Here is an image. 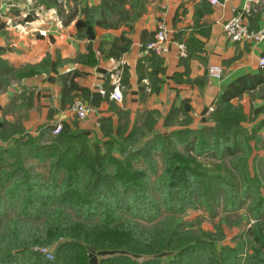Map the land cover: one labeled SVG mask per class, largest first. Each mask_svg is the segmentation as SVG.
<instances>
[{
	"label": "trees",
	"instance_id": "1",
	"mask_svg": "<svg viewBox=\"0 0 264 264\" xmlns=\"http://www.w3.org/2000/svg\"><path fill=\"white\" fill-rule=\"evenodd\" d=\"M143 1L103 0L81 13L89 24L114 28L139 16ZM40 3L65 12L59 0ZM75 17L67 15L69 21ZM130 44L122 36L109 56L118 61ZM11 77L19 78L0 58V92ZM263 81L243 76L229 84L211 115L214 126L154 133L155 120L148 115L143 129L153 135L142 148L130 149L140 131L135 127L121 143L123 158L113 153L115 139L92 143L66 125L45 145L21 131L0 129V264H93L87 246L118 251L99 264H165L155 258L165 254L172 255L167 264H264V157L253 156L261 145L264 149V139L247 130L248 115L234 103ZM178 116L173 110L169 121ZM106 122L101 123L108 136ZM140 158L144 166L138 167ZM204 159L218 164L206 165ZM32 161L48 164V173L37 171ZM243 209L254 223L233 239L235 246H219L221 226L217 234L194 231L181 220L189 210L214 218L216 210L232 217ZM55 244L54 260L37 250ZM132 255L147 259L138 263Z\"/></svg>",
	"mask_w": 264,
	"mask_h": 264
},
{
	"label": "crops",
	"instance_id": "2",
	"mask_svg": "<svg viewBox=\"0 0 264 264\" xmlns=\"http://www.w3.org/2000/svg\"><path fill=\"white\" fill-rule=\"evenodd\" d=\"M102 1L59 0L65 11L59 15L40 0H0V58L19 76L0 92V129L21 131L45 145L53 136L49 127L60 123L83 132L92 143L115 139L113 153L118 157L123 156L121 143L135 127L143 128L148 115L155 120L154 133L172 130L173 110L179 120L191 123L179 129L214 126L208 109L216 107L229 84L243 76L264 77L258 65L264 44L233 42L224 33L225 23L235 15L254 30L264 28V0H254L250 11L246 0H231L226 7H214L208 0H144L139 16L114 28L89 24L81 13ZM73 13L76 17L69 21L67 15ZM161 22L171 32V44L167 54L156 57L146 54L142 45L154 39ZM122 36L131 41L130 50L114 63L109 52ZM179 44L185 45L186 57ZM117 65L122 70L120 100L111 98L114 84L109 78ZM211 65L224 68L221 81L209 76ZM78 100L90 110L83 120L72 110ZM234 103L246 113L260 111L254 114L259 119H248L244 126L264 139V81ZM103 119H109L108 136ZM261 147L253 156L264 157Z\"/></svg>",
	"mask_w": 264,
	"mask_h": 264
},
{
	"label": "rangeland",
	"instance_id": "3",
	"mask_svg": "<svg viewBox=\"0 0 264 264\" xmlns=\"http://www.w3.org/2000/svg\"><path fill=\"white\" fill-rule=\"evenodd\" d=\"M14 80L15 79L12 78L11 82ZM255 112L256 111H254L253 109H251V110L247 109L248 119H250V121H252V122L259 119V118H257V115H254ZM179 119H180V117H177L176 123H175V120L172 122L174 124V125H172V130L165 132L164 134H170L173 131L179 130V128H178L179 126L186 127L187 125L191 124L190 120L187 118H183L182 120H179ZM210 120L213 123H216L213 120L212 116L210 117ZM203 127H205V126H203ZM139 129H140V131L136 134L133 141L130 143L131 144L130 146L135 148V149L142 148L146 143L145 139L147 137H150V134H151V133L148 134L150 132V130L147 131L146 129H143V128H139ZM257 137L261 138L260 134L257 133ZM260 148H262V147H260ZM115 157H117V156H115ZM118 157L123 158L124 156H118ZM138 161H139V163L136 164L138 167L144 166L143 165L144 159L140 158ZM201 161L204 164L210 165L212 167H214V165L218 164V163H216L210 159H204ZM227 164L229 166L228 162H227ZM29 165L35 166L37 171L44 172L46 174L49 171V169H48L49 165L48 164L44 165L43 163H40L38 161H32V162H29ZM160 169L162 170V168H160ZM261 181L264 183V173L261 175ZM222 212H223V210H216L217 216L213 218L212 214H210L209 212H206L204 210H197V211L189 210L182 217L181 220L186 221L188 225L192 224L194 231H199V228H200L201 230H203L205 232H211V233L217 234L218 233V227L221 226L223 231H224V236H223V239L221 240V242L219 243V246H222V245L223 246H235L233 239L238 234L242 233V231L249 228L252 225V221L250 219H248L246 209L241 210L237 215L232 216V217L226 216ZM226 217H229L228 222L222 223L223 220L227 219ZM197 233H199V232H197ZM62 241H64V240L62 239L61 242ZM57 247H58V244H55L53 246L38 247L37 250L40 252V250L43 248L49 249L53 253V258L52 259L47 258V259L54 260L55 256H56ZM87 249H88L87 251L90 255V259H91L93 264H99L100 261L103 259H108L111 257L119 256L118 251L103 252V251H99V250H97L93 247H90V246H87ZM171 257H172L171 254H165V255L157 256L155 258H157L158 260L167 264L169 262V260L171 259ZM132 258L135 261H137L138 263H142L143 261H145L147 259V257H143V256L137 257L134 255H132Z\"/></svg>",
	"mask_w": 264,
	"mask_h": 264
},
{
	"label": "built area",
	"instance_id": "4",
	"mask_svg": "<svg viewBox=\"0 0 264 264\" xmlns=\"http://www.w3.org/2000/svg\"><path fill=\"white\" fill-rule=\"evenodd\" d=\"M231 0H208V2L214 7H226V5ZM254 0H246V8L250 11L251 3ZM170 30L165 24V22L159 23L154 39L149 41L147 44L142 45L146 54H152L156 57H162L167 54L170 50ZM224 33L227 39L233 42H245V43H262L264 44V28L254 30L250 28L244 21L241 15H235L230 20L227 21L224 25ZM181 51V56L186 57V47L184 44H179ZM114 63H118L116 60L112 59ZM259 68L264 70V55L259 60ZM209 76L217 81H221L224 78V68L220 65H211L208 69ZM111 80L114 84V90L111 95L112 99L120 100L121 99V83H122V70L119 65H117L111 72ZM102 94L106 95V91L102 90ZM216 107L212 106L208 109V114L212 115L215 112ZM73 112L78 116L79 119H85L88 117L90 110L82 100H78L73 104ZM63 125L56 124L52 133L54 136L59 135L62 131ZM252 223H254L252 221ZM47 258L52 259L53 253L47 249L43 248L40 250Z\"/></svg>",
	"mask_w": 264,
	"mask_h": 264
}]
</instances>
